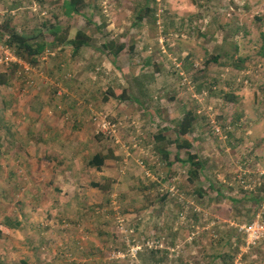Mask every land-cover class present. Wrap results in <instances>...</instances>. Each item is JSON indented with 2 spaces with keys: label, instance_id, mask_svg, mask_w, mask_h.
Returning a JSON list of instances; mask_svg holds the SVG:
<instances>
[{
  "label": "rangeland",
  "instance_id": "1",
  "mask_svg": "<svg viewBox=\"0 0 264 264\" xmlns=\"http://www.w3.org/2000/svg\"><path fill=\"white\" fill-rule=\"evenodd\" d=\"M65 1L0 0L32 42L52 41L44 24L91 35L37 67L0 38V264H264V239L239 231L264 206V0H88L76 16Z\"/></svg>",
  "mask_w": 264,
  "mask_h": 264
},
{
  "label": "trees",
  "instance_id": "2",
  "mask_svg": "<svg viewBox=\"0 0 264 264\" xmlns=\"http://www.w3.org/2000/svg\"><path fill=\"white\" fill-rule=\"evenodd\" d=\"M88 0H66L63 2V12L67 16H76L82 15L83 9L86 7V2ZM139 18V17H137ZM10 18L3 21L0 24V38L10 47H13L19 53L23 55H19L20 58L24 59L26 63L31 66L37 67L40 63L39 56L43 53L46 48V45H63L65 42L66 45H69L71 49H73V53L76 54L80 48L85 46L90 40L91 35L88 32H83L82 30H77L72 37H68V31H62L60 26L56 25H45L44 29H46L52 35V41L49 43H45L43 41H31V36L25 33H20L15 30L13 26L10 25ZM112 53L118 54L123 49V44L114 45V43L110 42ZM109 47V46H106ZM16 66V65H14ZM13 69H15L13 67ZM13 71V70H12ZM8 74V72H7ZM6 73L0 72V85H5L8 82L9 75ZM116 93V91L108 92L106 101L108 98H115L119 100H125L128 98L126 93V89H122L121 93ZM195 119V115L190 111L186 110L183 113L181 119L177 122L175 127V138L169 141L170 144L174 143L175 147L179 150L181 148H189L191 146V139L188 137V133L191 131L192 123ZM161 136V135H160ZM157 135V138H161ZM162 156L166 155L165 151H161ZM104 156L99 153H95L91 159L88 160V165L92 166H100L104 162ZM187 162L189 165L188 173H187V180L189 182H194L198 180L199 175L201 173L203 163L200 160H197L195 155L189 154L187 156ZM99 170V169H98ZM93 186H97L99 188L102 187V184L99 182L91 183ZM21 262L20 264H23Z\"/></svg>",
  "mask_w": 264,
  "mask_h": 264
},
{
  "label": "built area",
  "instance_id": "3",
  "mask_svg": "<svg viewBox=\"0 0 264 264\" xmlns=\"http://www.w3.org/2000/svg\"><path fill=\"white\" fill-rule=\"evenodd\" d=\"M46 52H48V51H46ZM6 53H7V55H9L10 60H12V61L17 60L7 50H6ZM49 54L53 55L52 51ZM6 59H7V57H6ZM43 59H44V57H43ZM0 63L5 65V63H7V61H3L2 59H0ZM102 126H103L102 128L104 129V131H103V129H101L102 132L106 133V132H110V130L112 128L111 126H114V125H111L109 122L103 121ZM239 231L242 232V234H243L245 248H249L251 246H254L259 241L264 239V206H263L262 210L258 211L254 215V218L250 222L240 226Z\"/></svg>",
  "mask_w": 264,
  "mask_h": 264
},
{
  "label": "crops",
  "instance_id": "4",
  "mask_svg": "<svg viewBox=\"0 0 264 264\" xmlns=\"http://www.w3.org/2000/svg\"><path fill=\"white\" fill-rule=\"evenodd\" d=\"M87 44H88V43H87ZM87 44H86V45H87ZM86 45H85V46H86ZM82 48H83V47H82ZM82 48H80V50H81ZM72 50H73V49H70V52H71V53H73ZM80 50H78V51H80ZM73 54H74V53H73ZM76 54H78V53H76ZM74 55H75V54H74ZM108 100H109V99H108ZM110 100H111V99H110ZM107 102H108V101H107ZM72 105H73V104H72ZM76 117H77V122H79V123H84L82 117H79V115L76 116ZM49 122H55V121H49ZM49 122H48V123H49ZM53 124H54V123H50V125L53 126V127H54V126H57V125H53ZM46 129H48V127H47ZM52 129H53V130L50 129V130H51L50 133H48L47 135H45V137L42 136V138L45 139L46 141H51V142H54V141H55V142H56L57 139L60 138V137H59V134H58V133H55V132H54L55 129H54V128H52ZM48 143H50V142H48Z\"/></svg>",
  "mask_w": 264,
  "mask_h": 264
}]
</instances>
